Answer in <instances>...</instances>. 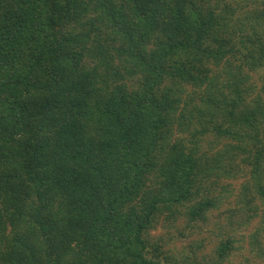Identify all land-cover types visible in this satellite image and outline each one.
<instances>
[{
    "label": "trees",
    "instance_id": "16d2710c",
    "mask_svg": "<svg viewBox=\"0 0 264 264\" xmlns=\"http://www.w3.org/2000/svg\"><path fill=\"white\" fill-rule=\"evenodd\" d=\"M230 198L264 264V0H0V264H232L151 239Z\"/></svg>",
    "mask_w": 264,
    "mask_h": 264
},
{
    "label": "rangeland",
    "instance_id": "374dc122",
    "mask_svg": "<svg viewBox=\"0 0 264 264\" xmlns=\"http://www.w3.org/2000/svg\"><path fill=\"white\" fill-rule=\"evenodd\" d=\"M210 137L205 138L202 142V147L205 146ZM241 174V173H240ZM243 178L238 177L233 181H226L233 187L238 188ZM234 199L230 198L223 206L218 210L212 211L207 214V222L204 224H198V228L192 231L191 235L182 240L176 235V229H180L184 226L185 219L180 216L175 222H163L162 227H158L151 233V239L160 237L161 246L164 253H167L170 257L179 262L182 255H185L190 249L195 250L196 256L199 260H207L213 257V250L218 240L232 235L234 240L238 242L237 247H241L240 251H237L230 259L232 264H253L254 261L258 262L255 252H250L253 247L249 245V234L260 224L261 210H257L259 214L249 221L246 227H237V220L243 224L245 216L243 212L237 211L235 214L230 212V208L234 207ZM251 212L248 213L250 216ZM172 222V223H171ZM172 225L170 234L167 233L165 227ZM174 228V229H173ZM262 239V237H261ZM254 250V249H253ZM257 264V263H256Z\"/></svg>",
    "mask_w": 264,
    "mask_h": 264
}]
</instances>
